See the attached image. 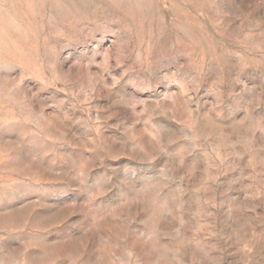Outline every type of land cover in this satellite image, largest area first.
Here are the masks:
<instances>
[{
  "label": "rangeland",
  "instance_id": "374dc122",
  "mask_svg": "<svg viewBox=\"0 0 264 264\" xmlns=\"http://www.w3.org/2000/svg\"><path fill=\"white\" fill-rule=\"evenodd\" d=\"M0 264H264V0H0Z\"/></svg>",
  "mask_w": 264,
  "mask_h": 264
}]
</instances>
